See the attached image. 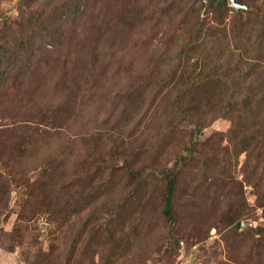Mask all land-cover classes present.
I'll return each mask as SVG.
<instances>
[{"label": "rangeland", "instance_id": "1", "mask_svg": "<svg viewBox=\"0 0 264 264\" xmlns=\"http://www.w3.org/2000/svg\"><path fill=\"white\" fill-rule=\"evenodd\" d=\"M235 1L0 0V264H264L260 117L227 116L262 103L264 0Z\"/></svg>", "mask_w": 264, "mask_h": 264}, {"label": "trees", "instance_id": "2", "mask_svg": "<svg viewBox=\"0 0 264 264\" xmlns=\"http://www.w3.org/2000/svg\"><path fill=\"white\" fill-rule=\"evenodd\" d=\"M264 86V82H263ZM250 98V97H248ZM262 103H260V107L258 105H255L253 103H247L242 102L239 105L231 106V113H229L227 116H230L233 114L234 116V124L233 126L240 127V118H242V115H245V113L250 112V118L249 119H256L257 117H260V122L256 124V128L252 130L249 134H244V137L242 138V142L246 144H250L251 142H260L259 144L264 145V114L262 113V110H264V96H261ZM259 125V126H258ZM253 142V143H254ZM174 181H168L167 183V193L165 197V203H164V214L166 217H171V198L172 193L174 190ZM255 202L260 206L264 207V179H263V188H258L255 190Z\"/></svg>", "mask_w": 264, "mask_h": 264}, {"label": "water", "instance_id": "3", "mask_svg": "<svg viewBox=\"0 0 264 264\" xmlns=\"http://www.w3.org/2000/svg\"><path fill=\"white\" fill-rule=\"evenodd\" d=\"M229 1L236 9H240V8L244 7L240 4H238L235 0H229Z\"/></svg>", "mask_w": 264, "mask_h": 264}]
</instances>
